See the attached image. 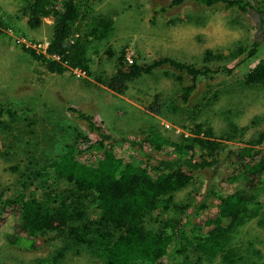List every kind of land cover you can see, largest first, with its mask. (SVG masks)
<instances>
[{
	"label": "rangeland",
	"instance_id": "obj_1",
	"mask_svg": "<svg viewBox=\"0 0 264 264\" xmlns=\"http://www.w3.org/2000/svg\"><path fill=\"white\" fill-rule=\"evenodd\" d=\"M29 1L0 0V18L7 25L0 29V121L6 125L0 130V145H5L0 150V219L8 216L1 210L3 204L17 196L45 200L42 182L53 191L71 189L66 182L53 179L51 165L79 134L90 141L94 137L68 112L69 108L92 116L102 131L117 141L146 140L152 130L177 142L181 135L189 136L195 125H204V129H212L220 145L234 150L246 146L256 132L264 130V84L245 83L246 76L264 60L260 18L264 0H238L248 3L252 8L249 13L191 0L180 5H173L174 0H80L82 10L92 17H104L113 23L108 40L88 48L90 77L79 70H68L60 76L49 74L26 52L45 54L54 24L48 17L39 28L29 29L27 19L20 14ZM256 41L262 46L249 58ZM121 55L128 65L146 67L171 59L202 74L192 80L163 66L126 83L119 93L108 84ZM186 87L193 90L185 102L182 91ZM230 125L237 129L235 133ZM114 152L120 157L135 155L127 146L116 147ZM98 155L77 153L76 158L88 162ZM211 175V170L196 173L188 187L172 195L175 204L187 207L179 216L182 221L205 201ZM220 188L219 194L227 189L224 185ZM259 197H264V190ZM90 202H85L87 216L95 220L99 211ZM218 203L216 198L206 201L207 209L190 219L188 235L215 215ZM172 216L173 212H155L150 226L157 229L160 221ZM233 242L244 256L248 249L247 264H264V230L256 221L239 229ZM35 243V251L9 249L0 253V264H51L53 258H57L55 264H102L87 250L68 251L61 256L64 246L53 235L39 236ZM192 256H178L168 264H189Z\"/></svg>",
	"mask_w": 264,
	"mask_h": 264
},
{
	"label": "trees",
	"instance_id": "obj_2",
	"mask_svg": "<svg viewBox=\"0 0 264 264\" xmlns=\"http://www.w3.org/2000/svg\"><path fill=\"white\" fill-rule=\"evenodd\" d=\"M184 1L174 0L173 5ZM191 1L208 7L221 4L243 13L252 10L246 1ZM26 4L20 14L27 19L29 29L39 28L45 18L54 19L45 54L27 50L31 58L49 74L60 76L68 70H79L90 77L88 48L108 40L113 32L112 21L92 17L82 10L80 0H31ZM260 13L264 16V12ZM6 28L0 18V29ZM260 46L261 41L253 43L248 57L255 56ZM208 60L210 52L205 55ZM163 66L185 73L192 80L202 74L195 67L171 59L146 67L128 65L121 55L108 87L121 93L126 83ZM245 83L264 84V60L246 76ZM192 90L183 89V101H188ZM68 112L94 137L90 141L79 134L51 165L53 179L66 182L71 189L53 191L42 182L45 200L17 196L6 201L1 208L8 216L0 219V253L9 249L35 251L37 237L53 235L64 246L61 256L68 251L87 250L102 264H168L178 256L188 259L191 254L193 262L189 264L216 260L221 264H247L248 249L244 256L233 239L239 229L252 221L264 230V197H259L264 190V130L256 132L246 146L234 150H226L214 139L212 129H204V125H195L189 136L181 135L177 142L155 135L152 130L146 140L117 141L105 134L92 116L72 108ZM3 127L6 125L0 121V130ZM230 128L234 133L237 130L233 125ZM126 146L136 156L120 157L114 152L116 147ZM1 148L5 145L1 144ZM77 153L99 155L87 162L78 160ZM207 170L212 175L205 201L195 207L193 216L182 221L179 216L187 207L175 204L172 195L188 187L196 173ZM223 185L227 189L219 194ZM213 198L219 202L215 215L188 235L190 219L205 211L206 201ZM89 201L99 211L95 220L87 216L85 202ZM159 211L173 212L174 216L166 217L159 222L160 227L153 229L152 215ZM56 260L53 258L51 264Z\"/></svg>",
	"mask_w": 264,
	"mask_h": 264
},
{
	"label": "flooded vegetation",
	"instance_id": "obj_3",
	"mask_svg": "<svg viewBox=\"0 0 264 264\" xmlns=\"http://www.w3.org/2000/svg\"><path fill=\"white\" fill-rule=\"evenodd\" d=\"M260 18H261L262 20H264V16H260ZM261 27H262L261 29H264V23H263V25H262Z\"/></svg>",
	"mask_w": 264,
	"mask_h": 264
},
{
	"label": "built area",
	"instance_id": "obj_4",
	"mask_svg": "<svg viewBox=\"0 0 264 264\" xmlns=\"http://www.w3.org/2000/svg\"><path fill=\"white\" fill-rule=\"evenodd\" d=\"M130 64H132V62H129Z\"/></svg>",
	"mask_w": 264,
	"mask_h": 264
}]
</instances>
